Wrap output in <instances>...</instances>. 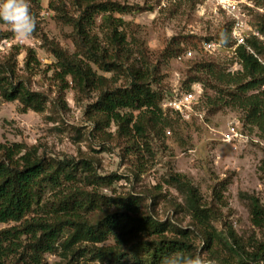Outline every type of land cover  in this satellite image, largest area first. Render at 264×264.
Instances as JSON below:
<instances>
[{"label":"rangeland","instance_id":"374dc122","mask_svg":"<svg viewBox=\"0 0 264 264\" xmlns=\"http://www.w3.org/2000/svg\"><path fill=\"white\" fill-rule=\"evenodd\" d=\"M111 1L132 8L131 12L116 13V16L128 22V40L142 51L129 61L125 58L124 66L132 62L136 65L150 64L152 87L166 99L175 92L189 89L186 81L197 75L194 66L198 61H215L233 72L241 69L231 34L237 20L243 22L247 39L255 35L264 40L260 33V25L264 24V0ZM230 1L237 5L235 11L226 7V2ZM50 2L30 0L37 27L23 44L17 42L7 25L0 24V33L6 36L0 41V63L10 61L22 80L32 90L42 92L47 99L42 113L24 110L18 100H1L0 142L35 145L41 156L52 160H91L99 174L120 176L111 186L99 190H93L84 181L80 186L89 193L96 192L94 197L97 201L115 195L138 197L143 212L161 220H170L179 228L192 230L196 253L207 256L204 238L185 208L184 195L167 182L175 174L184 175L198 187L208 206L221 213L214 222L219 230H224L227 222L245 239L254 234L260 238L261 230L251 220L249 198L256 196L264 203V139L257 128L244 124L242 112L238 109L223 107L213 111L207 106L204 94L213 96L215 91L206 89L203 82H195L192 86L198 83L202 88V101L190 121L171 112L170 125L165 126L164 119H157L149 111L141 118L145 128L143 135L135 132L124 135L116 122L108 124L101 114L93 113L90 104L98 99L102 89L128 85L130 74L124 67L105 71L93 65L97 74L103 76L104 85L88 91L73 87L70 77L60 79L56 67L58 60L52 48L58 47L69 55L77 51L74 29L64 18L78 16L80 8L75 0H52V5ZM101 22L102 15H99L93 33L103 36ZM221 32L230 34L229 44L217 45L216 49L208 51L206 42H216ZM174 39L180 42L182 49L175 57H167L165 48L169 44L173 46ZM29 48L36 50L40 62L30 68L26 66L25 59ZM67 84L69 87L66 88ZM197 94L199 96L200 90ZM163 109L169 113V109ZM122 111L128 113L132 110ZM132 112L134 115L139 113ZM232 122H237L244 134L236 142L237 148L225 140ZM217 192L224 196L225 205L218 200ZM53 198L54 194L48 192L46 200L51 202ZM104 208L90 211L88 216L97 220ZM35 215L30 212L26 218ZM19 224L0 222V230ZM23 241L29 244L30 238ZM113 243V238H110L97 245ZM58 262H62L58 253L44 255L43 264ZM80 262L100 264L87 259ZM121 264L134 263L127 256L122 258Z\"/></svg>","mask_w":264,"mask_h":264},{"label":"trees","instance_id":"16d2710c","mask_svg":"<svg viewBox=\"0 0 264 264\" xmlns=\"http://www.w3.org/2000/svg\"><path fill=\"white\" fill-rule=\"evenodd\" d=\"M75 1L79 15L64 19L74 29L77 51L69 55L58 47L52 48L60 79L70 77L73 87L88 91L104 85L103 76L97 74L93 65L105 71L126 68L131 77L129 84L102 89L98 99L90 104L93 113L101 114L108 124L116 122L126 136L145 133L141 119L145 112L164 119L165 126L170 125L171 112L179 118L176 112L166 113L162 108L166 98L152 87L150 64L132 62L124 66L125 58L129 61L133 55L142 54L128 40V22L116 16L131 12L132 8L111 0ZM99 15L103 36L93 33ZM260 33L264 36L262 23ZM5 37L0 33V41ZM173 41V46L165 48L167 57H175L182 49L180 42ZM235 57L241 69L233 72L218 62L202 60L194 66L197 75L186 82L189 89L193 83L203 82L206 89L214 90L213 96L204 94L207 106L213 111L223 107L240 110L244 124L257 128L264 139V40L251 36L237 46ZM25 59L28 68L40 63L34 48L26 50ZM1 100H18L24 110L38 113L44 112L47 105L45 95L32 90L10 61L0 63ZM201 101L202 88L198 106ZM123 109L139 113H123ZM119 178L99 174L91 160H52L41 156L35 145L0 142V222H20L0 230V264H43L46 253H58L62 262L57 264H80L83 259L121 264L127 256L134 264H161V259L174 251L196 253L192 230L143 212L138 197L115 195L97 201L96 192L89 193L80 186L84 181L93 190H99ZM167 182L184 195L185 208L202 232L207 257L216 264H264V203L259 198L249 197L251 220L260 228L261 237L254 234L245 239L227 222L224 230L217 228L214 222L221 213L208 206L198 187L184 175L175 174ZM48 192L54 194L51 202L46 200ZM217 195L225 205L222 193ZM100 207L105 208L97 220L88 216V212ZM30 212L37 215L26 218ZM25 238H30L29 244L23 243ZM110 238L113 244L97 245Z\"/></svg>","mask_w":264,"mask_h":264},{"label":"clouds","instance_id":"9594fccd","mask_svg":"<svg viewBox=\"0 0 264 264\" xmlns=\"http://www.w3.org/2000/svg\"><path fill=\"white\" fill-rule=\"evenodd\" d=\"M0 24L9 27L18 43H25L37 27V19L31 10L30 0H0ZM230 39L227 32H221L215 43L226 46ZM161 264H216V262L200 252L174 251L165 255L161 259Z\"/></svg>","mask_w":264,"mask_h":264},{"label":"built area","instance_id":"2783aa9c","mask_svg":"<svg viewBox=\"0 0 264 264\" xmlns=\"http://www.w3.org/2000/svg\"><path fill=\"white\" fill-rule=\"evenodd\" d=\"M226 7L230 11H235L237 9V5L233 1L226 2ZM244 33L245 29L243 22L237 20L231 31L236 46L246 43L247 37ZM217 45L219 44L210 41L206 42L205 48L211 51L212 49H216V47H218ZM200 88V84L196 83L189 90L175 92L163 102L162 106L164 105L166 109L176 112L184 120L192 119L193 115L197 114V106L199 104L197 92H199ZM225 136V140L232 144L233 148H237L238 144L236 142L242 139L244 134L238 127V123L232 122L229 126V132L226 133Z\"/></svg>","mask_w":264,"mask_h":264}]
</instances>
